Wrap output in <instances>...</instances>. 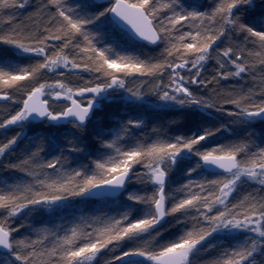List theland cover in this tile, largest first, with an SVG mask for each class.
<instances>
[{"label": "snow or ice", "instance_id": "6c2138e0", "mask_svg": "<svg viewBox=\"0 0 264 264\" xmlns=\"http://www.w3.org/2000/svg\"><path fill=\"white\" fill-rule=\"evenodd\" d=\"M0 264H264V0H0Z\"/></svg>", "mask_w": 264, "mask_h": 264}, {"label": "trees", "instance_id": "16d2710c", "mask_svg": "<svg viewBox=\"0 0 264 264\" xmlns=\"http://www.w3.org/2000/svg\"><path fill=\"white\" fill-rule=\"evenodd\" d=\"M112 107H116V108H118V107H119V105H113Z\"/></svg>", "mask_w": 264, "mask_h": 264}, {"label": "rangeland", "instance_id": "374dc122", "mask_svg": "<svg viewBox=\"0 0 264 264\" xmlns=\"http://www.w3.org/2000/svg\"><path fill=\"white\" fill-rule=\"evenodd\" d=\"M109 109H105V112H107Z\"/></svg>", "mask_w": 264, "mask_h": 264}]
</instances>
